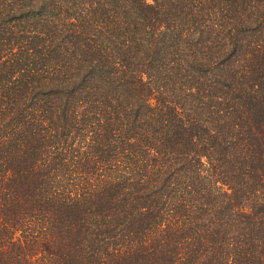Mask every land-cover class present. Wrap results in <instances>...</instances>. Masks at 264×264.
I'll return each mask as SVG.
<instances>
[{"label":"trees","instance_id":"1","mask_svg":"<svg viewBox=\"0 0 264 264\" xmlns=\"http://www.w3.org/2000/svg\"><path fill=\"white\" fill-rule=\"evenodd\" d=\"M0 264H264V0H0Z\"/></svg>","mask_w":264,"mask_h":264},{"label":"rangeland","instance_id":"2","mask_svg":"<svg viewBox=\"0 0 264 264\" xmlns=\"http://www.w3.org/2000/svg\"><path fill=\"white\" fill-rule=\"evenodd\" d=\"M147 1L152 2V0H147Z\"/></svg>","mask_w":264,"mask_h":264}]
</instances>
